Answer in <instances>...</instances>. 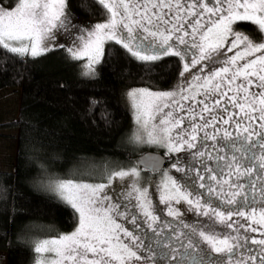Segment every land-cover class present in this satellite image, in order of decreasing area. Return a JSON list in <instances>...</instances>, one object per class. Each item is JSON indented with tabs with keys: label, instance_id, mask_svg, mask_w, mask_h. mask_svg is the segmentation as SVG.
Listing matches in <instances>:
<instances>
[{
	"label": "snow or ice",
	"instance_id": "snow-or-ice-1",
	"mask_svg": "<svg viewBox=\"0 0 264 264\" xmlns=\"http://www.w3.org/2000/svg\"><path fill=\"white\" fill-rule=\"evenodd\" d=\"M97 2L107 10L108 19L105 23H97L87 31L86 36L73 23V13L66 10L67 0H17L15 7L0 6V49L19 57L41 56L50 50L48 41L52 29L61 28L76 45L68 49L72 59L87 57L82 75L89 80L96 77L94 65L100 62L106 41L121 45L140 61H155L163 56L179 57L184 61L180 75L185 80L193 76V69L202 73L208 68L210 74L203 77L202 83H199L200 76H194L198 87L192 95H186L179 86L178 91L138 89L126 93L135 110L136 123L144 133V136L135 134L134 140L160 144L171 154L180 152L185 145L188 149L196 148L193 142L197 140V133L203 132L201 148L209 140H219V149L216 145L210 146L216 150L219 174L224 175L223 169L227 168L226 175L235 179L221 181L207 165L203 167L207 180L200 170L190 176L188 173L192 169L178 167V159L172 167L184 173L181 177L184 184L166 175L160 201L168 206L167 214L172 217L180 213L171 207V202L184 201L192 206L193 211L209 217L212 226L190 227L183 224V228L190 227L189 232L177 233L175 228L167 231L164 225H156L159 217L153 214L147 190L134 187V207H139L144 218L151 221L148 224L151 234L144 232L142 237L135 236L114 219V216H124L139 229L141 225L137 216L129 218L120 211L119 204L98 206L107 199L99 198L106 185L59 181L55 191L78 214V227L70 234L36 242L33 250L41 257L37 264H44V253H54L55 258L50 264H131L133 260L139 264H264V238L249 235L259 233L264 237V211L257 216L253 207L257 192L264 201V43H254L248 35L234 31L233 27L238 22H251L264 32V0ZM77 32L81 33L79 37L75 35ZM234 49L235 54L225 58L223 66L215 67L225 52ZM185 73L188 75L185 76ZM197 95H203L205 99L213 98V104L210 107L205 99H201L198 103L203 107L198 114L193 115L189 109L188 128L172 135L173 129L179 128L184 120V117L175 119L172 110L165 114L166 119L159 120L158 125L150 124L155 119V113H163L164 108L170 107L164 103L165 100L182 109L181 101L195 100ZM92 104L95 106L98 102L93 100ZM228 105L238 109V112L229 111ZM217 108L226 114V118L213 114ZM205 112L210 119L204 115ZM197 115L201 121L199 124L195 122ZM237 115L239 119L234 118ZM101 118L107 119V116L102 115ZM230 123L238 131L233 133L224 128L222 135L217 136L221 131L218 125ZM192 156L200 157L201 164L205 157L212 159L206 150L198 149ZM220 162H223L222 165ZM144 166L156 170L159 161L145 160ZM133 176L139 177L136 169L114 172L109 179L111 182ZM197 180L200 181L198 185ZM225 185L229 188L227 193L223 191ZM182 187H191L194 191L197 187L205 189L207 195H215L220 200L223 210H217L202 197L194 201L192 193L182 191ZM261 207L264 208V203ZM233 217L246 223H240ZM217 225L222 227L217 229ZM120 233L131 239V245L121 240Z\"/></svg>",
	"mask_w": 264,
	"mask_h": 264
},
{
	"label": "trees",
	"instance_id": "trees-1",
	"mask_svg": "<svg viewBox=\"0 0 264 264\" xmlns=\"http://www.w3.org/2000/svg\"><path fill=\"white\" fill-rule=\"evenodd\" d=\"M68 4L75 18L87 22L108 16L97 0ZM234 29L263 41L251 22H238ZM68 49L60 43L35 58L0 49V93L12 91L20 106L15 117L0 122V251L7 264H37L36 242L77 227L78 214L51 190L54 183H104L154 151L134 140L124 89L168 90L183 71L179 57L140 61L111 41L89 80L82 75L87 61L72 59Z\"/></svg>",
	"mask_w": 264,
	"mask_h": 264
},
{
	"label": "rangeland",
	"instance_id": "rangeland-1",
	"mask_svg": "<svg viewBox=\"0 0 264 264\" xmlns=\"http://www.w3.org/2000/svg\"><path fill=\"white\" fill-rule=\"evenodd\" d=\"M15 2H17V0L16 1L15 0H13V1L12 0H0V6H5V7L11 6V7H15V5H16ZM66 10H70V6L68 4V0H67V8H66ZM107 19H108V16L105 19H99V21H88L87 22V21L78 19L76 17L73 20V23L76 24V25H78L79 28L82 30L83 34L86 36V33H87L88 30H90L92 27H94L97 23H105L107 21ZM187 30L190 31V29H187ZM234 31H237V30L234 29ZM63 32H64V30L61 29V28H54V29H52V32L50 33V39L48 41V48L49 49L55 47V45H58L60 43L67 45L68 48H70V47H76V45L73 43V41L69 37V35L63 36ZM240 33H242V32H240ZM242 34L248 35L249 38L252 39L251 36L249 34H247L246 32H243ZM75 35H76V37H79L81 35V33L80 32H77V33H75ZM197 39H198V37H197ZM253 42L254 43H264V32H263V41L253 40ZM109 43H111V41H106L104 43V45H103L104 52H105V49H106V45L109 44ZM226 47H227V45H226ZM235 51L236 50L234 49L232 52H225V55L222 56V57H220V61L217 62V64L215 65V67H221V66H223L222 61L225 58L234 55L235 54ZM103 55H104V53H103ZM102 57H101L100 61L102 60ZM83 59H85L88 62L87 57H85ZM183 63H184V61H183ZM240 63H243V61H241ZM85 64H87V63H85ZM98 64H95L94 65L95 72L97 71L96 67H97ZM197 67H199V66H197ZM209 74L210 73H209L208 68H205L204 69V72L201 73V72L196 71V73L193 74V76H200L201 77V80H200L199 83H202L203 82V77L204 76H207ZM185 76H187V73H185ZM178 86L180 88H183L185 90V94L186 95H192L193 93L196 92V88L198 87V83L194 79V77H189L187 80H185V78L183 76H181L178 84L176 86L168 89V90H159V89H157V90L146 89V90L151 91V92L178 91L179 90ZM138 89H143V88H136L135 87V88H126V89H124V93H123L122 99L125 102V104L128 107V109L130 110V112H132V114H133L134 134H140L141 136H144L143 129L139 128V126L136 123V120H135V110H134V108L132 106V102L125 95L126 93H128V92H130L132 90H138ZM224 90H226V89H224ZM256 90L258 91V89H256ZM229 95H231V93H229ZM176 99L179 100V96H177ZM201 99H205V97L203 95H197L195 100H191L190 99V100L181 101V104L183 105V108L182 109H177L176 107L172 106V104H171L170 101L165 100L164 103H168L170 105V107L169 108H164L163 113H155L154 114L155 115V119L152 120V121H150V124H157L158 125L159 124V120L166 119L167 117H166L165 114L168 111L172 110L173 111V116L175 117V119H180L181 117H184L183 123L180 125V127L179 128H175L172 131V135L175 136L178 132L181 131V129L188 128L189 123H190V120H189V109L192 110L193 115L198 114L200 112V109L203 107V105H200L198 103V101L201 100ZM205 103H208L209 106L211 107V105L213 104V98L209 97V98L205 99ZM19 107L20 106H19V98H18V95H16V94L14 95L12 91H7V92L0 93V122L3 119H9V120H11L13 117H15L19 113ZM228 108H230V111H232V112H238V109H233L231 107V105H228ZM213 114L224 115L226 117V114L223 113L219 108L214 109ZM204 115L206 117H208L209 119L211 118L207 112H205ZM234 118L235 119H239V116L237 115ZM195 122L197 124L201 123L198 115H197V119H196ZM257 123H258V121H257ZM229 126H230L231 132L235 133L236 131H238L235 128L234 124H231L230 123ZM218 127H220V125H218ZM189 131H190V128H189ZM208 131L211 133L212 132V129H208ZM199 134L201 136H203V132H198L197 133V136ZM144 138L146 139V137H144ZM195 142L196 141H194L193 143H195ZM137 144L140 145L141 147L145 148V149L152 148L156 152H162L166 156L167 161L170 164H168V167L164 170V172H162L161 174H158V175L157 174H153V173H148L146 170L142 169V167H140L139 164L138 165L136 164V166H134L132 168H129L127 170H123V171H131L132 169H136V171L139 172V177H135V176L130 177V178L126 177L123 180L114 179V180H111V182H110V179H109L110 177H109L107 179V181H105L104 183H98V182L91 183V182H86V181L80 182V181H73V180L72 181L74 183H77V184H90V185L104 184V185H106V187L103 189V191L99 194V198L100 199H103L104 197H107V199H104L103 200V204H99L98 205L100 207H106L108 204H112V205L119 204L120 205L121 202H122V200H124V199H126L128 197L135 199L136 193L134 192V187H138L141 190H145L146 189L147 192H148V199L151 200V203H152V211L154 213L155 212L154 210L156 208V202H155V200H157L156 197H157V194L159 193V189L157 188L156 182L157 181H160V182H157L158 183V187H162L161 190H160V192L163 190V182L165 180V176L166 175L167 176H170L172 179H175L177 181V183L182 184L180 182V180L178 179V177L175 176V171L176 170L172 166H173V164H177V161H176L177 158L182 159L183 157H186V154H184V153L186 151H188L189 149L185 145L184 148L180 152H178V153L177 152H173V153L169 154L168 149L166 147L160 145V144H149V143H143V142H137ZM175 154L178 155V156L176 157ZM177 166L180 167L179 164ZM182 168H183V166H182ZM229 179H233L234 180L235 177L233 176V177L230 178L229 176H227L226 177V180H229ZM57 183L58 182L54 183V185L51 188V190H53V192L57 196H59L58 193L55 191V185ZM258 185H259V183H257V188H259ZM227 188H228V186H227ZM182 191L191 192V190H189V188H186V187H182ZM228 191H229V188L225 192L227 193ZM129 193H131V195H129ZM191 193H192V197L191 198L194 201L196 199H198L197 197L194 196L193 192H191ZM159 196H160V194H159ZM255 202H257V203L259 202L258 204H255L253 206V207H255L256 213H257V216H258L261 211H264V208L261 207V204L264 203V201L261 200V198L259 196V192H257V197H256V201ZM163 204L166 205L165 203H163ZM171 207L174 208V209H176L178 212L180 210H184L185 208L192 210V206L188 205L184 201H181L180 203H176L175 201H172L171 202ZM193 212L198 213L199 216L203 217V215L200 214L199 212H196V211H193ZM195 217H198V216L196 215ZM114 219L116 220L117 223L121 224L123 228H126L129 231H132V229L129 228V221L126 220L124 218V216H118V217L117 216H114ZM234 220H236V219H234ZM239 220H240V223H246L241 218ZM180 221L183 224H187V225L190 226L189 218H186L185 217L183 219H180ZM202 226H203V224H202ZM253 226L255 227L256 225H253ZM77 227H78V224H77ZM203 227L209 228L210 225L203 226ZM216 227H217V229H219L222 226L217 225ZM75 229H74V231H75ZM72 232L64 233L63 235L70 234ZM133 234L135 236H138L136 234V232H133ZM249 235L254 236L256 238H264V237H261L259 233H249ZM120 237H121V240L124 243H129L131 245L132 242H131V239L130 238L125 237L123 235V233H120ZM56 238H58V237H52V239H56ZM43 240H50V239H43ZM43 240H41V241H43ZM134 250H136V249L134 248ZM138 254H140V253L138 252ZM40 258L41 257H39V259ZM54 258H55L54 253H44L42 255V259L44 261V264H50V262ZM0 264H4L2 259H0ZM131 264H139V262L133 260L131 262Z\"/></svg>",
	"mask_w": 264,
	"mask_h": 264
},
{
	"label": "flooded vegetation",
	"instance_id": "flooded-vegetation-1",
	"mask_svg": "<svg viewBox=\"0 0 264 264\" xmlns=\"http://www.w3.org/2000/svg\"><path fill=\"white\" fill-rule=\"evenodd\" d=\"M183 47V46H181ZM229 111H230V108H229ZM226 118V117H225ZM221 127V131L220 133H217V136H220L222 135L223 133V129L224 128H227V130L229 132H231L230 130V126L229 125H220ZM202 136L199 134L197 136V140H196V148H193V149H189L188 151H186L184 154H186V157H183L182 159L180 158H177L176 161L179 159V166L184 169H188V168H191L192 171L189 172L188 174L191 176L193 175L196 170H200V174L201 175H205L206 177V180H207V173H205L203 171V167L204 165H207L208 167L212 168L216 173H217V178L221 181L223 180H226V173L228 172V169L227 168H224L223 169V172L225 173L224 175H220V168H218L217 166V161L215 159L216 157V150L213 149L212 147H210L211 145H216V148L219 149L221 147V142L219 140L217 141H207L206 145L204 148H201V144H200V138ZM201 150V151H208L211 156H212V159L209 160L207 157L203 158L204 160V163L201 164V158L200 157H195L193 158L192 156V153H195L197 150ZM227 151V150H225ZM223 154V153H221ZM175 156L177 157L178 155L175 154ZM221 165L223 162H220ZM168 164H170L168 161L164 167V169H162L161 171H152V170H147L145 169L148 173H153V174H161L162 172H164V170L168 167ZM175 176L178 177V179L180 180V182L182 184H184V181L181 180V177L184 176V173L183 172H177L175 171ZM197 185L200 183L199 180L196 181ZM215 186V185H213ZM259 186V185H258ZM158 188V187H157ZM186 188H189V190H191V192H193L194 196L197 197V198H201L205 201H210L211 205L216 208L217 210H223L224 208V205H222L220 203V200L215 196V195H212V196H209L207 195L206 193V190L205 189H200L197 187V189L194 191L191 187H186ZM159 189V188H158ZM160 190V189H159ZM219 190V189H218ZM228 188L227 186L225 185L224 188H223V191H227ZM247 190V188L245 189ZM226 193V192H225ZM159 194H160V191L159 193L157 194V200H155L156 202V208H155V212L153 213L154 215L158 216L159 217V220L156 222V225H164L166 227V230L167 231H171L172 228H175L177 230V233L178 232H189L190 230V227L191 226H207V225H210L212 226V220H210L208 217H201L199 216L198 213H195L193 212L192 210L190 209H184V210H180L179 213L180 215L179 216H176V217H172V216H168V207L166 205L163 204V202L160 201L159 199ZM259 203V202H258ZM257 202H255V204H258ZM254 204V205H255ZM134 205H136V200L133 199V198H126L124 200H122L121 204H120V211L121 212H125L126 215L129 216V218L132 216V215H135L137 216V220H138V223L141 225L139 229H136L130 222H129V228L132 229L133 232H136V234L140 237H142L143 233L144 232H148L149 234H151V229L148 228V224L151 223V221H147L141 210L139 209V207H134ZM253 205V206H254ZM198 216V217H195V216ZM189 218V223H190V227L189 228H183L182 225L183 223L180 221V219H183V218ZM234 219H240V218H237V217H233ZM157 230L159 231V228H157ZM173 235H176V233H173Z\"/></svg>",
	"mask_w": 264,
	"mask_h": 264
},
{
	"label": "water",
	"instance_id": "water-1",
	"mask_svg": "<svg viewBox=\"0 0 264 264\" xmlns=\"http://www.w3.org/2000/svg\"><path fill=\"white\" fill-rule=\"evenodd\" d=\"M145 160H149V161L156 160V161H159V167L156 170H152V171H161L162 169H164V167H165V165L167 163V158L162 152H156V151H153V150H149V152H145V153L141 154L140 157H139V165L141 167H144L145 169L149 170L150 168L144 166V161Z\"/></svg>",
	"mask_w": 264,
	"mask_h": 264
},
{
	"label": "crops",
	"instance_id": "crops-1",
	"mask_svg": "<svg viewBox=\"0 0 264 264\" xmlns=\"http://www.w3.org/2000/svg\"><path fill=\"white\" fill-rule=\"evenodd\" d=\"M0 259L3 260L4 264H7V254L3 251H0Z\"/></svg>",
	"mask_w": 264,
	"mask_h": 264
}]
</instances>
